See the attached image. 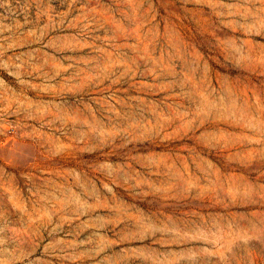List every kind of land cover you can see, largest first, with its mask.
I'll return each mask as SVG.
<instances>
[{
  "label": "rangeland",
  "instance_id": "rangeland-1",
  "mask_svg": "<svg viewBox=\"0 0 264 264\" xmlns=\"http://www.w3.org/2000/svg\"><path fill=\"white\" fill-rule=\"evenodd\" d=\"M0 264H264V0H0Z\"/></svg>",
  "mask_w": 264,
  "mask_h": 264
}]
</instances>
